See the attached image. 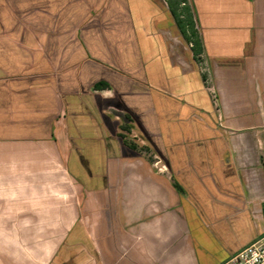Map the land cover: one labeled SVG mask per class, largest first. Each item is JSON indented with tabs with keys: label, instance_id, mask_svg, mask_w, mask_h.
Returning <instances> with one entry per match:
<instances>
[{
	"label": "crops",
	"instance_id": "1",
	"mask_svg": "<svg viewBox=\"0 0 264 264\" xmlns=\"http://www.w3.org/2000/svg\"><path fill=\"white\" fill-rule=\"evenodd\" d=\"M189 1L206 79L166 0H0V264H34L24 191L57 159L102 162L46 264H219L264 233V0ZM110 101L162 166L104 163Z\"/></svg>",
	"mask_w": 264,
	"mask_h": 264
},
{
	"label": "rangeland",
	"instance_id": "2",
	"mask_svg": "<svg viewBox=\"0 0 264 264\" xmlns=\"http://www.w3.org/2000/svg\"><path fill=\"white\" fill-rule=\"evenodd\" d=\"M197 62L200 67L203 68V73L207 74V71L204 69L205 65L203 60ZM102 95L105 97L113 96L111 91H104ZM121 107L122 106L116 101L105 102L103 107L104 115L113 123L111 129L107 128V133L109 134H107V138L105 139L104 151L109 154V159L105 160L104 163L108 164V162L115 161L118 162L121 167H143L146 162L148 165L152 164L153 167L162 166V164L158 162L159 158L155 156L158 152V146L154 143L153 137H156H152L148 131L144 130L145 128H140L127 122L125 116L127 113L122 110ZM117 114H121V117L116 119L115 116H117ZM118 124L119 126L123 124L131 126L129 133L124 132L127 134L129 141L135 142L140 146H149L150 149L133 150L125 146L122 139L117 134L119 132L116 131ZM73 135L78 137L75 138L73 136L75 139L80 140L79 129H75ZM75 145L76 149L81 152L88 150L91 152L96 151L95 144L85 145L82 142H78L74 144V146ZM101 162L102 161H97L95 159L81 160L80 166L85 167L89 170V173L92 174L90 176L87 175V181L85 180L86 176L76 175L74 171L72 174H69V161L64 163L61 159H57L55 162L56 171L54 177L46 176L42 172V169L39 170L40 172L37 175L28 177L27 182L31 183V180H33L32 183L38 186H35V189L30 191L25 189L23 206L24 222L18 226L20 228L22 226L24 232H34L36 234H34L35 237L39 235V240L22 241L25 252L27 251L26 248H31L32 243L35 245L34 247L38 249L36 256H34V264H46L49 262L53 250L64 243V233L70 231L71 218L80 215L82 200H94V196H91L86 190L90 186L91 188L93 185L96 186V176L93 175V172L97 167H101V165H99ZM48 181H50V183H48ZM2 242L5 244V241ZM16 246L21 248L20 241H7V247L9 249ZM31 258L32 257H27L25 255V263L27 262L26 259H29V263H31Z\"/></svg>",
	"mask_w": 264,
	"mask_h": 264
},
{
	"label": "trees",
	"instance_id": "3",
	"mask_svg": "<svg viewBox=\"0 0 264 264\" xmlns=\"http://www.w3.org/2000/svg\"><path fill=\"white\" fill-rule=\"evenodd\" d=\"M169 6L170 13L181 32L184 39L190 44L193 51L194 58L197 61L203 60L204 46L200 31L197 26L194 11L189 0H166ZM207 74L203 73V78L206 79ZM95 89H107L110 88V84L105 80H99L94 84ZM127 120H130L129 115L126 114ZM131 126L128 124L121 125L122 132L119 135L123 138L124 143L132 149L149 150V146L142 145L129 141L127 134L129 133ZM263 214H264V203H263Z\"/></svg>",
	"mask_w": 264,
	"mask_h": 264
},
{
	"label": "built area",
	"instance_id": "4",
	"mask_svg": "<svg viewBox=\"0 0 264 264\" xmlns=\"http://www.w3.org/2000/svg\"><path fill=\"white\" fill-rule=\"evenodd\" d=\"M219 264H264V233Z\"/></svg>",
	"mask_w": 264,
	"mask_h": 264
}]
</instances>
